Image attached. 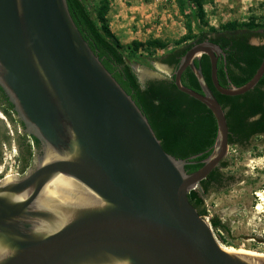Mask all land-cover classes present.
Listing matches in <instances>:
<instances>
[{"label":"water","instance_id":"95a60500","mask_svg":"<svg viewBox=\"0 0 264 264\" xmlns=\"http://www.w3.org/2000/svg\"><path fill=\"white\" fill-rule=\"evenodd\" d=\"M221 54L212 42L194 44L172 73L177 90L217 126L202 167L187 173L196 156L162 149L66 0H0V89L40 145L29 173L0 183V264H264V256L224 250L187 197L229 148L225 111L194 62L208 58L211 84L227 97L251 91L264 75L263 58L246 84L222 87ZM186 69L200 93L182 85Z\"/></svg>","mask_w":264,"mask_h":264},{"label":"trees","instance_id":"16d2710c","mask_svg":"<svg viewBox=\"0 0 264 264\" xmlns=\"http://www.w3.org/2000/svg\"><path fill=\"white\" fill-rule=\"evenodd\" d=\"M69 13L83 39L101 61L105 69L113 76L122 89L132 98L147 118L162 149L176 159L195 164L185 166L187 173L200 169L199 163L208 157L216 138V121L211 112L201 103L179 92L174 85L173 75L165 79H149L140 84L131 67V61L137 57L154 56L156 51L164 50L167 44L159 39L145 42L132 41L122 46L111 33L107 0H66ZM149 3L150 0H145ZM88 3L94 5L93 12ZM179 14L184 18L185 36L178 46L163 57L156 59L174 72L181 58L192 45L209 41L219 46L222 54L217 64V78L222 87H240L255 74L264 58V21L251 19L245 23L227 22L218 28H208L205 5L207 0H174ZM188 12V13H187ZM256 38L258 45L252 44ZM194 65L201 68L202 74L215 98L225 111L229 130L228 144L244 148L252 139L261 138L264 142V75L254 89L237 97L222 96L213 88L210 78V65L207 57ZM228 79L230 82H228ZM184 87L200 93L196 78L186 69L181 76ZM25 146L26 159L21 163V173H25L33 158L32 147H38L36 139ZM200 155V156H198ZM221 162L195 190L188 193L189 203L205 217L204 201L211 191H219L233 182L225 176ZM213 230L229 233L228 226L218 218L210 220Z\"/></svg>","mask_w":264,"mask_h":264},{"label":"rangeland","instance_id":"374dc122","mask_svg":"<svg viewBox=\"0 0 264 264\" xmlns=\"http://www.w3.org/2000/svg\"><path fill=\"white\" fill-rule=\"evenodd\" d=\"M110 1L118 9H123L125 46L132 41L145 42L149 39H159L167 44L164 50L156 51L152 57L144 55L131 61L140 84L149 79L169 78L170 70L156 59L192 42L178 46V41L185 36L186 31L184 18L179 14L174 0H150L149 3L145 0ZM87 6L93 12L94 5L88 3ZM204 8L208 22L206 30L231 21H264V0H207ZM253 41L258 40L253 38ZM14 127L15 130L10 127L14 135L17 131L21 132V126ZM18 156L16 144L6 146L0 161V175L4 180L21 176ZM223 162L227 166L221 172L232 177L233 182L206 196L205 218L209 222L213 217L218 218L228 226V234L212 229L221 247L242 254L264 256V214L256 210L259 204H263L258 194L264 191V142L261 138H255L244 148L229 146ZM33 167L34 164L29 167V172Z\"/></svg>","mask_w":264,"mask_h":264},{"label":"flooded vegetation","instance_id":"af4514ba","mask_svg":"<svg viewBox=\"0 0 264 264\" xmlns=\"http://www.w3.org/2000/svg\"><path fill=\"white\" fill-rule=\"evenodd\" d=\"M164 66L170 70L171 73L169 76L170 78L173 71L168 66L166 65ZM14 125L21 126V132L19 131H17V133L15 132L16 135H14V133L12 132V129L15 130ZM10 127L12 129H10ZM31 139L32 137L25 133V128L17 118V114L15 113L13 106L8 102L3 91L0 89V161L2 155L4 154V151L6 150V146H10L12 143L16 144L19 153L18 163L20 164L19 168L21 172V163L24 160V158L25 159L27 158L25 154V146L30 143L32 144ZM32 149L34 153H33V158L31 159V165L34 164L35 157L40 151V145H38V147L36 148L32 147ZM28 172H29V168L26 170L25 173H21V176H18V178L24 177ZM3 180L4 179L2 175H0V183Z\"/></svg>","mask_w":264,"mask_h":264},{"label":"crops","instance_id":"0c3cea01","mask_svg":"<svg viewBox=\"0 0 264 264\" xmlns=\"http://www.w3.org/2000/svg\"><path fill=\"white\" fill-rule=\"evenodd\" d=\"M109 2V13H108V20H109V26L111 33L114 35V37L118 40L120 45L125 46L123 44V9H118L117 6L114 5L110 0H107ZM140 42H143L141 40H138ZM130 45V44H127ZM126 45V46H127Z\"/></svg>","mask_w":264,"mask_h":264},{"label":"bare ground","instance_id":"6f19581e","mask_svg":"<svg viewBox=\"0 0 264 264\" xmlns=\"http://www.w3.org/2000/svg\"><path fill=\"white\" fill-rule=\"evenodd\" d=\"M60 183L56 182V184H54L55 186L59 185ZM259 197H261V201L263 202V204H259L257 207H256V210L257 211H260L261 213L264 214V191L263 193L261 194H258ZM223 248V247H222ZM224 250L228 251V252H232V253H239V252H234L232 250H227L225 248H223ZM242 254V253H241ZM250 255H255V256H261V255H256V254H250Z\"/></svg>","mask_w":264,"mask_h":264},{"label":"built area","instance_id":"2783aa9c","mask_svg":"<svg viewBox=\"0 0 264 264\" xmlns=\"http://www.w3.org/2000/svg\"><path fill=\"white\" fill-rule=\"evenodd\" d=\"M1 174V173H0Z\"/></svg>","mask_w":264,"mask_h":264}]
</instances>
